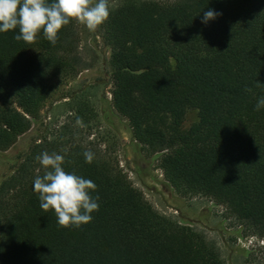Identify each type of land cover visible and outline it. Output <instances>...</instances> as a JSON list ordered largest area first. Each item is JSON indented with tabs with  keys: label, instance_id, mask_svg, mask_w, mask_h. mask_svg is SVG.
Segmentation results:
<instances>
[{
	"label": "trees",
	"instance_id": "16d2710c",
	"mask_svg": "<svg viewBox=\"0 0 264 264\" xmlns=\"http://www.w3.org/2000/svg\"><path fill=\"white\" fill-rule=\"evenodd\" d=\"M209 8L221 15L205 25ZM76 25L62 26L55 45L39 33L31 43L0 33V151L47 102L69 98L61 87L78 73ZM100 29L112 106L135 142L158 155L178 194L208 198L264 238V110H254L264 94V0H119ZM190 109L197 118L184 127ZM66 135L64 125L39 137L0 178V264H227L214 240L156 210L113 156ZM42 152L94 182L90 222L63 227L39 207L32 181L44 173Z\"/></svg>",
	"mask_w": 264,
	"mask_h": 264
},
{
	"label": "rangeland",
	"instance_id": "374dc122",
	"mask_svg": "<svg viewBox=\"0 0 264 264\" xmlns=\"http://www.w3.org/2000/svg\"><path fill=\"white\" fill-rule=\"evenodd\" d=\"M118 2L108 0L109 8ZM76 33V54L80 59L78 73L61 87V92L69 98L56 96L47 102L38 122L19 136L11 148L0 151V178L12 172L39 137L58 133L65 125L66 136L72 135L90 143L100 153L113 156L156 210L214 240L227 264H264V238L241 229L232 219H224L223 206L202 196H181L165 180L158 167V155L143 150L135 142L126 120L112 106L110 50L103 42L100 25L95 31H88L77 23ZM83 102L86 109H82ZM78 109H81L79 113ZM196 118V110L190 109L183 126H189Z\"/></svg>",
	"mask_w": 264,
	"mask_h": 264
},
{
	"label": "clouds",
	"instance_id": "9594fccd",
	"mask_svg": "<svg viewBox=\"0 0 264 264\" xmlns=\"http://www.w3.org/2000/svg\"><path fill=\"white\" fill-rule=\"evenodd\" d=\"M219 15L209 8L203 12L201 23L206 25ZM108 16V0H0V33L16 30L13 38L26 43L33 42L39 33L55 45L58 30L70 20L95 31ZM258 87L264 88V83L258 82ZM254 110H264V94L257 97ZM82 155L85 163L92 162L91 151L86 150ZM35 159L44 169L43 175L32 181L39 207L44 211L51 209L57 224L63 227L78 228L90 222V213L99 207L98 196L91 195L96 189L94 182L65 172L61 154L42 152Z\"/></svg>",
	"mask_w": 264,
	"mask_h": 264
}]
</instances>
